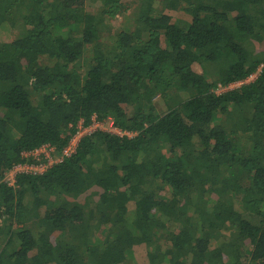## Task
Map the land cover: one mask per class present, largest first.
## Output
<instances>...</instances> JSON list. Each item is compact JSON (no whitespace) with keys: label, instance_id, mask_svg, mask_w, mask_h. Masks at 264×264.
<instances>
[{"label":"trees","instance_id":"16d2710c","mask_svg":"<svg viewBox=\"0 0 264 264\" xmlns=\"http://www.w3.org/2000/svg\"><path fill=\"white\" fill-rule=\"evenodd\" d=\"M0 264H264V0H0Z\"/></svg>","mask_w":264,"mask_h":264},{"label":"built area","instance_id":"2783aa9c","mask_svg":"<svg viewBox=\"0 0 264 264\" xmlns=\"http://www.w3.org/2000/svg\"><path fill=\"white\" fill-rule=\"evenodd\" d=\"M259 74V72H256L254 75H252L248 80H246V82L252 81L254 80V78L257 77V75ZM240 84H235L233 86H230L229 88L223 89V88H219L216 90L217 94L223 93L228 89L234 88V87H238ZM81 128V124H79V129ZM97 129H101V130H106L107 132H115L119 135H121L120 131L113 128L111 125H109L108 127H105L103 125L100 124H93L92 127L88 128V130H80L79 133L77 135L74 136V139L71 142V146L74 145L75 143H77V141L80 139V137H82L84 135L85 132H91L93 130H97ZM71 146H69V148L66 149L65 153L68 154V152L71 150ZM39 153H43L45 155L46 158H48V161H46L45 165H38V166H34V165H17L14 166L6 175L7 181H9V185H13L15 183V180L17 178V176H19L20 174H24V175H36V174H42L45 170V168L49 165H51L52 160L49 158V154L46 152L45 149H40L38 151H36V154Z\"/></svg>","mask_w":264,"mask_h":264},{"label":"rangeland","instance_id":"374dc122","mask_svg":"<svg viewBox=\"0 0 264 264\" xmlns=\"http://www.w3.org/2000/svg\"><path fill=\"white\" fill-rule=\"evenodd\" d=\"M130 2H131V4H135L136 3V0H129ZM175 17H178V16H181V14H178V13H176V15H174ZM125 21V20H124ZM124 21H122V22H124ZM118 24H120V22L119 21H115L114 22V25L115 26H118ZM5 37H7V35H5ZM10 38V37H9Z\"/></svg>","mask_w":264,"mask_h":264}]
</instances>
